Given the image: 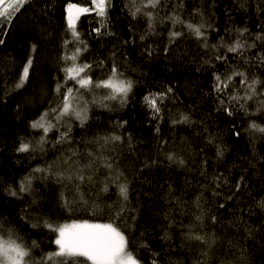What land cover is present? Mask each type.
I'll list each match as a JSON object with an SVG mask.
<instances>
[{"label": "trees", "instance_id": "trees-1", "mask_svg": "<svg viewBox=\"0 0 264 264\" xmlns=\"http://www.w3.org/2000/svg\"><path fill=\"white\" fill-rule=\"evenodd\" d=\"M68 3L94 7L88 0H31L15 14L10 25L0 28V39L4 41L0 44V235L8 239L7 233H11L13 239L29 248L35 241L38 247L31 248V259L40 261L46 253L57 250L53 243L56 234L43 226L44 221L54 225L85 219L109 222L111 209L121 199L117 184L126 178L129 211L125 219L129 231L125 234L129 236V250L142 264H151L153 258L158 264H264V210L257 206L264 200V134L248 129L250 120L264 126V114L246 116L236 111L228 116L217 110L214 73H224L227 68L214 59V54L225 49L217 52L211 47L219 45L221 37L227 42L239 38L237 29H248L243 39L249 43L256 35L264 34V0H183L178 9L182 19L211 25L206 27L208 48L184 26L177 24L173 28L167 19L160 22L180 0H167L166 7L156 10L159 15L152 34H148L146 17L131 16L129 0H111L106 24L112 35L104 34V29L99 36L92 31L101 22L94 11L81 15L77 30L88 50L81 53L77 63L93 65L94 81L106 79L115 63L122 78L133 81L128 101L124 105L119 100L104 101L109 106L103 107L93 100H100L108 89H95L94 93L81 89L83 99L89 102V119L81 127L74 117L65 118L72 127L71 144L57 143L59 133L64 131L61 122L59 131L54 128L48 133L43 152H19L21 142L35 143L42 135V130L32 129L30 123L60 102L56 86L64 83L63 68L72 66L62 57L82 47L75 43L65 46L66 40H72L67 27ZM170 31L184 34L173 41ZM142 35L144 40L140 39ZM255 43L257 47L248 50L250 57L264 51V42ZM32 44L37 46L31 54L33 69L25 85L16 88ZM227 55L232 60L234 54ZM99 61H103L102 66H97ZM257 74L264 79V69ZM73 85L74 81L69 80L68 86ZM168 88L172 92L162 103L157 101L161 107L158 119L145 97ZM63 91L62 88L61 94ZM248 106L255 111L254 101H249ZM181 113L189 115L193 122L173 123ZM237 131L239 136L234 135ZM111 135L121 136L122 141L107 145L103 152L115 161V182L109 183L107 192L100 191L107 171L102 167L94 176L96 183L81 184L79 191H75L76 181L56 175L69 174L63 160L70 148L78 153L97 152L100 148L95 141ZM210 137L212 143L208 142ZM217 144L225 149L222 158L217 157ZM168 153L183 158L185 165L168 161ZM49 165L51 174L34 171ZM202 168L209 178L219 173L227 177L228 184L220 189L223 195L214 196L211 190L201 187L208 183L200 175ZM120 173L123 175L115 180ZM241 175L246 185L226 201L231 185ZM27 177H31V188L21 192L20 183ZM10 190L17 195H11ZM201 191L206 213L202 223L195 220L200 210L193 203ZM81 192L87 203L80 200ZM62 196L75 201L73 211L65 210ZM221 203L223 208L219 207ZM211 216L216 217V222L211 221ZM190 229L214 236V246L207 248L198 241L186 240ZM154 253L159 255L154 257ZM79 259L83 262V258Z\"/></svg>", "mask_w": 264, "mask_h": 264}, {"label": "snow or ice", "instance_id": "snow-or-ice-1", "mask_svg": "<svg viewBox=\"0 0 264 264\" xmlns=\"http://www.w3.org/2000/svg\"><path fill=\"white\" fill-rule=\"evenodd\" d=\"M94 7L87 8L81 7L79 4L68 3L67 4V27L70 30L72 40H66L65 46L69 43H75L82 45V47H75L71 55L67 53L62 57L64 61H71V67H64L65 80L63 84L58 83L56 86V93L61 96L60 102L55 107H49L44 111L37 119L30 123L32 129L42 130V135L35 143L31 140L27 142H21L19 152L31 151H44V145L48 143L47 135L54 128L59 131L61 122L64 126V131L59 133V140L57 143H69L71 144V124L68 123L66 117H74L80 122V126L89 119L88 101L83 99V93L81 89L87 93H94L95 89L104 88L108 89V93L100 100H93V103H97L103 107L109 105L104 101L119 100L120 105H124L128 101L129 93L133 89V81L123 79V73L119 71L115 63L109 69V74L106 79H99L94 81L91 76V69L93 65L91 63H77L82 52L88 50V45L85 41L81 40V34L77 30V22L81 15H86L91 12H95L97 16L101 18V22L98 27L92 29L98 36L101 35V29L105 30L104 34L112 35L107 32V13L108 9L112 6L111 0H88ZM183 0H180V4L174 8L170 15L161 19V23L164 19L171 21L173 28L177 24H180L187 28V30L193 34L197 39L204 41V47L208 48L206 27L210 28L211 25H206L204 21L197 23L186 22L181 18L179 8L182 7ZM31 3V0H0V28H4L10 25L15 18V14L19 13L21 9ZM129 11L133 18L137 16H143L148 21V34H152L155 31L156 19L159 15L157 9L162 10L167 6V0H129ZM151 9L152 11H149ZM202 15V14H201ZM239 38L227 42L223 37L220 38L219 45H212L214 50L219 48L225 49L224 52L214 54L216 61L222 62L226 66L227 70L224 73H214V85L213 91L217 94L219 101V107L217 110H222L228 116H232L236 111H242L246 116L261 115L264 114V79L261 75L257 74L258 70L264 69V51L256 53L254 57L247 55L248 50L256 48L255 41L264 42V34H258L255 36L254 41L249 43L247 39H243L244 33L248 32V29L236 30ZM184 33L182 31H170V40L179 38ZM141 40L145 39V36L140 37ZM4 41L0 39V44ZM127 43V41H125ZM37 46L32 44L30 46V54L26 59L25 64L22 66L21 74L18 78V82L15 84L16 88H22L28 81L31 70L33 69V56ZM228 53H232L233 58L229 60ZM237 57L239 61L236 62ZM103 61L97 62V66H102ZM214 67V65H212ZM237 78H239L237 82ZM74 81L73 86H68V81ZM75 85H79V88H75ZM64 89L61 94V89ZM172 89L168 88L165 92L150 94L145 97V102L152 109L153 116L161 118V107L157 101L161 103L166 98L167 93H171ZM255 102V111H250L248 102ZM51 117V118H50ZM55 121V123H53ZM173 123H192L191 117L187 114L181 113L178 119H173ZM248 129L254 132L264 134V126L256 123L255 120H250ZM206 130V129H205ZM157 131L159 128L157 127ZM234 135L239 136L240 132L237 131ZM122 141V137L119 135L103 136L98 138L95 143L99 144L100 150L97 152L87 151L85 153H78L76 150L71 149L67 157L63 160V164L67 166L66 170L69 171L67 176L63 172L56 173L62 180L67 179L69 181H76L75 191L80 190L81 184L92 185L96 183L94 176L100 172V168H104L107 171L104 176L103 186L100 189L101 192H107L109 189V183L115 182L112 179V172L115 161L109 156L103 154L107 151V145L114 144L115 142ZM209 143L213 142V138H209ZM164 143H167L166 141ZM217 157L222 158L225 153V149L217 144ZM168 161L178 164L179 166L185 165L183 158L177 157L175 153H168L166 155ZM81 160L84 163H81ZM99 162V163H98ZM206 163V162H205ZM35 172L49 173L51 174V165L48 168L37 167ZM120 173L115 177V180H119ZM200 175L204 177L208 183L202 185L203 189L212 191L214 196H221L223 193L220 189L224 185L228 184L227 177L223 173L213 174L210 178L207 176L205 170L201 169ZM246 185L244 176L241 175L239 180L230 187V195L225 196L226 201L232 200L233 196L240 192L242 186ZM119 190L120 200L117 201L114 208L111 209L112 216L107 223L91 222L87 219L74 221L71 224L54 225L48 221L43 222V226L54 232L55 239L53 243L57 246V250L46 253L40 261L31 259V248L38 247V244L33 241L31 248L26 247L22 243H18L16 239L12 238L11 233H7L8 239H4L3 235H0V264H48L49 261L52 264H142V261L136 258V255L129 250V236L125 234L129 231L128 222L125 219V214L129 211V185L126 181L117 184ZM31 188V177H27L21 181L19 191H29ZM171 193V188L169 189ZM10 194L15 196L17 192L10 190ZM63 198V196H62ZM179 204L178 198H175ZM80 200L87 203L84 200V193H80ZM203 191L195 198L193 202L195 207L200 210V214L195 216V220L198 222L203 221V217L206 214L202 204ZM75 201H69L63 198V205L65 210L73 211ZM225 205L221 203L219 207L223 208ZM259 208L264 210V200L258 202ZM134 221L135 217H130ZM212 222H216V217H210ZM33 227L39 226L33 224ZM0 228H2V221H0ZM251 231L249 230V235ZM186 240H194L203 244L207 248H211L215 244V237L208 234L201 235L191 229L185 234ZM146 247V245H145ZM154 257L159 253H154ZM207 256V252L203 253ZM83 258V262L79 259ZM151 264H158L157 259L153 258ZM197 264H206V261H198Z\"/></svg>", "mask_w": 264, "mask_h": 264}]
</instances>
